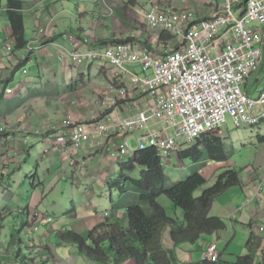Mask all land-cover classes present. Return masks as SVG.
I'll list each match as a JSON object with an SVG mask.
<instances>
[{"label":"built area","instance_id":"2783aa9c","mask_svg":"<svg viewBox=\"0 0 264 264\" xmlns=\"http://www.w3.org/2000/svg\"><path fill=\"white\" fill-rule=\"evenodd\" d=\"M151 3L143 10L145 25L170 36L160 41L158 51L134 41H118L98 48H70L59 54L62 65L97 63L115 69L114 80L127 75V85H111L98 98L103 113L89 121H78L68 114L56 124L2 125L0 154L18 143L28 146L29 139L36 138L69 156L85 145L101 149L113 165H118L147 148L161 158L178 156L187 144H194L205 133L221 132L229 122L235 127L262 125L264 88L253 96L245 90V83L261 66L264 0H246L244 5L240 0H222L219 11L199 20L190 12ZM45 26L39 27L38 40L45 34ZM2 45L6 53L12 51L10 40ZM31 45L26 44L30 52L34 49ZM127 64L138 66L139 71L130 72ZM4 92L12 94L8 88ZM142 97L150 101L140 107H136L137 100L130 103ZM120 102L128 103L130 113L114 118L108 111ZM131 136L136 139L134 149L129 144ZM263 187L264 175L256 197ZM32 216L36 219L33 233L55 222L49 214L36 211ZM259 233H264V226ZM38 243L43 244L41 240ZM223 256L216 244L203 252V260L211 264L222 261ZM261 259L264 262V254Z\"/></svg>","mask_w":264,"mask_h":264},{"label":"crops","instance_id":"0c3cea01","mask_svg":"<svg viewBox=\"0 0 264 264\" xmlns=\"http://www.w3.org/2000/svg\"><path fill=\"white\" fill-rule=\"evenodd\" d=\"M152 1L159 3L163 7L173 8L176 11L190 12L192 18L198 20L211 17L215 12L219 11L222 5V0H216L215 2L212 0H129V2L122 3L125 6L122 7V14L118 18L113 19V26L116 28L114 31H104V28L107 26L105 24L101 25L100 23H97L92 24V32L87 33L86 35L84 34V32H86L84 29H80V32L73 33L64 30L63 26L59 27L58 24H62V22L53 24L54 17L52 16L50 9H47L48 7L46 6V9L42 11L41 14H36L34 16L39 27L45 26L48 22L49 25L45 34L40 40H38V33L36 32L30 39H33V41L36 42L33 50H35L34 55L39 61L37 62L38 79H36V81L30 79L23 80L19 82L18 89L13 90L9 86V74H11L13 68L12 63L5 66L4 60H0V91L2 90V81L8 80L5 88L10 89L12 94L7 95V98L14 99L22 97L26 99L25 103L17 111L10 114L4 122L0 123V126L12 125L18 122L34 126L56 124L68 114L75 120L89 121L101 115L103 111L98 104V98L105 95L111 85H127V75L123 74L121 78L114 80L113 72L115 69L104 68L97 63L87 64L86 66L81 67H73L70 65V73L65 74V72L51 68L49 57L54 56L51 51L55 48L57 50V55H59L65 53L70 48H98L114 43L117 39H125L127 37H131V41L141 43L148 46L151 50L158 51L161 41L159 39L160 34L155 30L149 29L145 25L143 14V10H148ZM113 3L114 0H103V11L93 13L101 18H106L108 14L114 16L116 13L114 14L115 10L112 6ZM38 16H40V18ZM96 26L99 27L96 28ZM3 33L5 34L6 39L11 37L8 25L3 27ZM57 35L61 36L60 40H57ZM1 37L2 36L0 35V45L1 41L2 44L7 41ZM33 50L29 54H32ZM26 58H28V61L31 60L30 55ZM21 61L22 60L20 59L19 62ZM125 68L130 72L139 71V68L136 65L127 64L125 65ZM46 72H48L47 76ZM74 72H76V76ZM4 73H7V75L3 76ZM54 73L58 75V80L59 77H61V79L66 80V82H68L67 80L76 81L79 76L84 77L87 81L91 82L94 75L97 80H100L101 78L105 80L106 83L103 82V85L91 84V89L87 88L85 93L78 96L79 94L77 92L71 93L69 91H63L60 82L53 80V75L56 79ZM50 81L54 82L52 83ZM247 82L245 83V90L247 89ZM50 88H52V90H50ZM260 90L261 89L258 88L257 92L259 93ZM248 93L253 95L250 92ZM256 93L254 94L256 95ZM135 100H137L136 107H140L144 103L150 101V98L142 97L139 99H131L130 103L134 104ZM108 113L114 118L122 114L127 115L130 113L129 105L126 102H120L114 109L108 111ZM131 137L135 138V136ZM114 166L115 165L110 162L101 149H95L85 145L74 155L69 156L66 153L49 148L45 143L36 138L29 139L28 146L23 143H18L14 149L8 148L6 153L0 154V170L8 172L13 171L14 174L18 173L16 178L25 186L26 191L24 190V192L29 194L30 190H33L34 192L32 195L36 196L35 199L26 202L27 205L25 207L16 208L20 215L19 220L22 223H29L32 218L31 213L36 211L40 214L51 215L46 212V195H51L63 183L66 185L68 180L71 182L70 186L72 192H74L75 188L81 187V179H85V183H93L101 189L102 186H105L107 174L112 171ZM22 172H25L24 177L21 175ZM1 177L3 178L2 174ZM241 179L242 178H240V185L238 186L242 187L241 193H243V198L237 199L238 203L236 207H234L233 210H229V208L225 209L224 204L218 203L216 200L213 204L210 215L213 217L217 216L221 219L228 218L234 230L237 228L236 226L247 229L251 234H254L261 239L264 245V233H259V228L264 226V187L259 194V198L255 195L261 184L262 176L250 175V179L248 180L241 181ZM84 194L88 201L85 203L84 199L82 201L80 197L78 200L81 207H79L80 210L78 209V206H74L72 210H64L69 213L70 217L64 216L65 212H61L60 217L55 219L58 223H72L74 228L73 232L76 230L81 231L80 227L84 226L87 229L86 231L88 234L89 230L102 223V219L105 217L104 213L95 212L99 207V203L93 201L94 197H92V195H95L93 186L85 188ZM110 202H112V199H110ZM42 203H45L42 207L43 210L40 208ZM25 209L30 214L29 217L23 213ZM8 212H10L9 206H5L3 210H0V219L1 217L4 219ZM221 212L224 216H222L223 214L221 215ZM114 214L115 216H118V218L121 216L124 224L127 223L125 210L115 211ZM172 217H177L179 221L185 220V218L183 219L182 216L178 215ZM226 229L227 230H225L223 234H216L218 235L217 238H220L221 236V239L228 240L229 243H232L233 241L228 239L230 229H228V227ZM165 235L169 238V248L166 250L175 251L176 245L173 243L172 239L170 240L171 230L166 231ZM165 235L163 232V236ZM46 247L48 249L50 248L48 245H46ZM241 252L247 253V248L241 250ZM219 253L224 256L226 255L225 251ZM263 254L264 247L263 249H259L255 264H264L261 259ZM192 261L193 260H190L187 264H192Z\"/></svg>","mask_w":264,"mask_h":264},{"label":"rangeland","instance_id":"374dc122","mask_svg":"<svg viewBox=\"0 0 264 264\" xmlns=\"http://www.w3.org/2000/svg\"><path fill=\"white\" fill-rule=\"evenodd\" d=\"M21 1H23L24 4V8H22L21 11L24 22L25 37L28 42L32 44V47H35L34 45L36 42H34L33 39H30L39 30V26L34 19V16L36 14H41V12L46 9V6L48 7L47 9H50V12L54 17L53 24L62 22V24L60 23L58 26H63L64 30L68 32L71 31L73 33L80 32V29H84V31H86L84 34L86 35L87 33L92 32V24L97 23H100L101 25L105 24L107 26L104 28V31H114L116 28L113 26V19L118 18L122 14V7H125L122 3L129 2V0H114L112 6L115 10L114 14H116L114 16H110L108 14L106 18H101L95 15L93 12L103 11V0ZM32 3L33 5H31ZM6 4L7 0H0V35L2 36V39L10 40L12 51L6 53L1 41L0 60H4L5 66H7L9 63H12V66L15 67L20 59L23 60L29 55L31 57L30 61H25L22 63L19 69L12 72V74H9V86L13 90H16L19 87V82L28 79L36 81V79H38L39 75L37 73V62L39 61L34 55L35 50H33L32 54H29L31 52H29L27 46L16 50L14 47L13 38L8 37V39H6V36L3 33V27L8 25V20L4 15V7ZM240 4L244 5L245 2L240 0ZM38 17L40 18V16ZM47 27L48 26L46 24L44 28L47 29ZM97 27L99 26H96V28ZM56 38L57 40H60L61 36L57 35ZM51 52H53L54 55L49 57L51 68L65 72V74H69L70 64H61L59 55H57V50L55 48H53ZM74 74L76 76V72H74ZM5 75H7V73L3 74V76ZM47 75L48 72H46V76ZM55 75L56 79L53 75V80L60 82L61 85H59L63 87V91H69L71 93L77 92L79 94L78 96L85 93L87 88L91 89V84L103 85L106 83V81L101 78L100 80H97L94 75L92 81L90 80L91 82L80 76L76 81L67 80L68 82H66V80L61 79V77H59L58 80V75ZM50 82L53 83L54 81ZM246 87V90L252 93L254 96L258 95V88H264V50L260 70L253 74V76L247 82ZM50 90H52V88H50ZM254 93H256V95ZM219 134L222 138H224L228 159L221 161H209L205 165H201L200 163L194 162L190 158L180 159L177 155L172 156V158L164 157L162 158V164L167 177V186H173L188 179L189 175L198 170L206 178V183H204L202 187L197 189L194 193L195 198H200L206 191H208V189L212 188L218 183L220 177L226 176L227 172L230 170H236L239 180L242 178L241 181L250 179V175H258L260 177L264 175V140L260 139V136H264L263 124L258 126L246 125L242 127H235L232 122H229L222 129V131L219 132ZM196 143L197 142L194 144ZM129 144L130 147L134 149L136 147V139L130 137ZM194 144H187L185 148L188 149ZM141 172L142 170L137 168L133 172L125 173L124 176L133 179H140ZM1 174L3 175V178L1 177ZM17 174H14L13 171L8 172L0 170V210H3L5 206L10 207V212L6 213L4 221L0 222V250H2L3 256H5L6 253L8 255H13L14 252L20 248V260L18 264H97L81 256L77 252V249L74 245L63 244L61 242L60 234H56L54 231H61L62 228L73 231L74 228L72 223H58L56 219L60 217L61 212H65L64 210H72L74 206H78V209L80 210L81 207L78 203V200L81 197L82 201L84 199V202L86 203L88 199L84 194V189L93 186L95 192V195H92V197H94L93 201L95 203H99V207L95 210V212L108 214L107 217L104 216L105 218L102 219L103 222L105 220H108L110 223L118 222L117 220L121 222L122 217L119 216L118 218V216H115V211L112 209V204L119 200V190L117 187L113 186V184L118 181L120 177L118 166L115 165L112 168V171L107 174L105 186H102L101 189H99L93 183H85V179H81V187L78 185L80 188H75L74 192L71 190L70 180H68L66 185L65 183L61 184L59 188L51 195H46V212L50 213L51 216L53 215L52 217L54 218L55 222L40 229L38 233H33L31 230L27 231V229H24L23 232L18 236L23 245L15 244L8 246L11 234L21 230L23 227V223L19 220V212L16 208L25 207L27 205L26 202L36 198L35 195H32L34 192L33 190H30L29 194L24 192V190L26 191V188L24 185H22V183H20V181L17 180ZM24 174L25 172L21 173L22 177H24ZM241 192V186H233L225 191L217 199V201L218 203L224 204L225 209L229 208V210H233L238 203L237 199L243 198V193ZM110 199H112V202H110ZM158 203L166 210L167 214L171 218L178 219L177 217H172L175 215L182 216L183 219L185 218L183 210L177 208L167 196H161L158 199ZM43 205H45V203L40 205L41 210H43ZM222 214L223 213L221 212V215ZM64 216H69V213L65 212ZM222 216H224V214ZM223 220L226 222L228 229H230L228 239L233 241L232 243H229L228 240L221 239V236L220 238H217L218 235L216 234H214V236L203 235L199 241L194 244L183 243L176 246L175 253L177 261L179 259L178 263L187 264L190 260H193L192 264H203V251L211 246L212 243H216L217 252H226V255L223 256L222 261L218 262L217 264H236L239 256L247 255L248 250L247 253H242L241 250L247 248V244L251 238V233L247 229H243L239 226H236L237 228L234 230L228 218ZM49 226H52V228L49 229ZM80 229L81 231L76 230L75 232L79 233L81 237L86 239L88 235L86 231L87 229L84 226L80 227ZM168 230H171V228L167 227L164 230V235ZM224 232L225 230L220 232L219 235L223 234ZM39 240L43 242V246L38 243ZM33 241H35L34 243L36 244H32ZM168 244L169 238L165 235L163 236V245L165 249L169 248ZM46 245H48L50 248L48 249ZM24 257L26 258L25 261ZM28 259L33 260V262H30ZM0 262L3 264V261L0 260ZM12 262L11 264L15 263L13 260ZM109 264H114V262H112L110 259ZM123 264H136V262L134 260L128 259Z\"/></svg>","mask_w":264,"mask_h":264},{"label":"trees","instance_id":"16d2710c","mask_svg":"<svg viewBox=\"0 0 264 264\" xmlns=\"http://www.w3.org/2000/svg\"><path fill=\"white\" fill-rule=\"evenodd\" d=\"M22 8L24 4L21 0H7L4 7V15L8 20L10 36L13 38L16 50L24 48L28 43L25 37ZM131 39L127 37L117 39L116 42H128ZM159 39L166 41L170 39V36L162 33ZM25 61H28V58L18 62L12 68L11 74ZM7 83L8 80L2 81L0 91V123L17 111L26 100L22 97L8 99L4 92ZM260 139L264 140V136H260ZM178 156L180 159L190 158L201 165L209 161L228 159L224 138L219 132L203 134L196 144L181 150ZM162 162L163 159L156 154L154 149L147 148L138 151L126 162L117 165L120 177L113 186L119 190V200L112 204V209L126 211V224L119 220L115 223L105 220L90 229L86 239L80 234L67 230L60 234L61 242L74 245L81 256L97 264H109L110 259L114 264H123L128 259L134 260L136 264H177L175 251H168L163 245V232L167 227L171 228V239L176 246L183 243L194 244L203 235H214L226 230V222L217 216H211L210 212L215 201L225 191L240 185L237 171H228L227 177H220L218 183L208 189L202 197L195 198V191L206 183V178L202 173L198 170L194 171L188 179L173 186H167V177ZM137 168L142 170L140 179L124 176L125 173L133 172ZM161 196H167L177 208L183 210L184 221L173 219L167 214L158 203ZM23 213L27 217L30 216L26 209ZM3 220L1 217L0 222ZM35 222L36 219L32 216L29 223H23L21 230L11 234L8 246L23 245L18 236L24 229L32 232ZM34 242L32 244H36ZM263 247L262 240L251 234L247 244L248 253L245 256H239L236 264H255L259 249ZM20 251L18 248L13 255L6 253L3 256L0 250V260L3 264H11L12 260L14 264H18ZM28 260L33 262V260ZM203 264L211 263L203 260Z\"/></svg>","mask_w":264,"mask_h":264}]
</instances>
